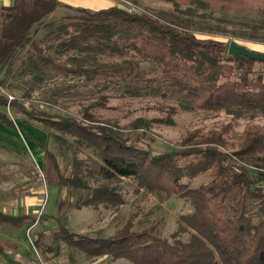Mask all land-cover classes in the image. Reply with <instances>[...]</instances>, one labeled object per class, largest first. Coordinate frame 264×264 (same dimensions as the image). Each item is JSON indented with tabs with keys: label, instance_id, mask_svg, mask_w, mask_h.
Here are the masks:
<instances>
[{
	"label": "trees",
	"instance_id": "16d2710c",
	"mask_svg": "<svg viewBox=\"0 0 264 264\" xmlns=\"http://www.w3.org/2000/svg\"><path fill=\"white\" fill-rule=\"evenodd\" d=\"M128 1L168 9L91 11L57 0H12L11 6L0 7V123L14 129L7 109L20 110L25 123L36 124L48 141L60 143L58 153L71 165L63 173L47 141L41 148L43 177L60 193L56 214L0 213V226L19 233L40 228L34 243L45 257L50 245L43 232L50 227L52 244L77 251L91 263L109 257L129 264H264V125L258 126L264 119V71L255 69V64L264 68V62L229 56L228 46L211 38L264 45V0ZM191 21L220 33L193 31ZM145 64L153 67V77L146 78ZM75 79L80 82L68 84ZM59 80L64 86L59 83L44 94L50 106L72 100L71 92L81 98L82 88L94 95L92 103L79 105L80 118L69 114L67 105L63 116L51 114L48 107L22 106V100ZM106 92L160 97L174 100L181 112L247 122L241 133L227 123L222 132L192 135L176 150L154 155L136 145L148 130L143 119H136L125 134L117 123L95 118V109L108 108ZM169 110L176 113L175 107ZM226 138L238 150L223 152ZM83 153L94 158L80 160ZM121 179L133 180L153 197L190 205L192 212L180 218L171 240L163 236L161 221L141 229L129 221L108 237L66 228L68 211L118 209L123 201L113 184ZM0 259L20 264L1 246Z\"/></svg>",
	"mask_w": 264,
	"mask_h": 264
},
{
	"label": "rangeland",
	"instance_id": "374dc122",
	"mask_svg": "<svg viewBox=\"0 0 264 264\" xmlns=\"http://www.w3.org/2000/svg\"><path fill=\"white\" fill-rule=\"evenodd\" d=\"M61 4L70 6L73 8L88 9L96 11L104 9L108 6L110 0L102 2L95 0H60ZM107 1V2H106ZM117 7L130 11L140 13L142 11H153L166 10L168 9L165 5H158L149 3L147 1L141 2V6H135L131 1L128 0H114ZM78 3L84 7H74L73 5ZM148 9V10H147ZM190 29L193 31L203 30L208 33H220L215 29L204 30L205 25L197 21L189 22ZM200 39L209 38L206 35H197ZM217 41L225 43L227 46L234 43L239 46L245 47L247 50L256 52L264 55V45L242 40L236 37H211ZM228 48V47H227ZM257 71H264V68L260 64H255ZM145 70L146 78L153 77V67L149 64L143 65ZM76 80V81H75ZM74 82L68 81V84H76L80 82L75 79ZM83 80V79H82ZM63 84L62 80H59L57 84L53 82L48 83L45 90L41 93L36 91L31 94V99L28 101L21 102L22 106L27 109H41L45 110L49 108L51 114L63 116L65 113L62 106L67 105V111L69 114L80 118V114H77L79 105H87L94 101L92 99L94 95L86 89L80 90L81 98H77L74 92H71L73 99L70 101H60L58 106H50L47 100H45L44 94H48L51 89L56 88ZM83 85L82 81L80 83ZM48 90V91H47ZM46 92V93H45ZM89 93V94H88ZM43 94V95H42ZM90 94L93 97H90ZM107 99V109L97 108L92 113L99 121H109L110 123H117L120 128L126 129L124 133L130 131L129 126L134 123L138 118L144 120L147 123V133L145 137H140L141 140L136 144L141 150H148L151 154L157 155L167 151H173L178 148V144L182 143L192 135L197 134H208L222 132L221 127L227 123H230L235 133H241L246 122L245 120H233L229 116L222 115L220 117H207L201 113L181 112L177 108V103L173 100H166L165 102L160 97H145V98H134L129 95L120 96L119 93L106 92L103 93ZM89 95V96H88ZM47 99V98H46ZM21 100V99H20ZM64 102L65 104H63ZM175 107L176 113L170 114V108ZM9 116L14 120L24 119V115L20 110L7 109ZM258 126L264 125V119L258 121ZM225 136H223L224 138ZM228 147L226 150H222L225 153L231 154L238 147L231 138H226ZM60 143L55 139L50 138L48 141V148L51 153L57 156L59 159L60 170L63 173H69L70 167L66 165V161L61 153H58V147ZM92 159L89 154H81L80 160ZM67 168V169H66ZM66 169V170H64ZM0 174L5 177L0 178V197L1 196H29L33 187L39 184L40 188L45 191V194L49 191L51 195V189L56 188L55 186H47L43 177V170L39 171L36 166L28 160H19L15 158H8L6 155L0 153ZM91 187H97L96 183H91ZM116 188V192L121 196L122 205L116 210H101L100 212L80 209L71 210L65 214L64 225L66 228L74 233L80 235H95L99 234L104 237L112 236L119 230L125 227L130 221L135 229L144 228L156 221H161L163 224V236L167 240H171V236L177 233L180 225V218L187 216L192 212L190 205L177 198L170 199H159L148 194L143 189L138 188L133 180L121 179L113 184ZM66 191L62 192L64 197ZM60 195V193H59ZM72 201V199H71ZM64 205V203H63ZM40 215V212H39ZM38 217V216H37ZM44 243L50 245V250L47 251L46 257L42 254L41 250L37 248L34 243L35 232L41 230L40 228L32 227L31 229H25L22 232L12 231L11 234L5 230H0L2 234V241L7 242V246L10 245L12 251L8 256L14 259L20 264H27L34 262L36 255L40 261L44 264H129L126 261L111 262L109 257L100 258L93 263L90 259L86 258L83 254L77 251L70 250L65 246L59 244H52L50 227L44 228ZM24 232V233H23ZM34 233V235H33ZM58 250V251H57ZM58 254H55V253ZM0 264H5L0 259Z\"/></svg>",
	"mask_w": 264,
	"mask_h": 264
},
{
	"label": "crops",
	"instance_id": "0c3cea01",
	"mask_svg": "<svg viewBox=\"0 0 264 264\" xmlns=\"http://www.w3.org/2000/svg\"><path fill=\"white\" fill-rule=\"evenodd\" d=\"M57 1L59 3L61 2L60 0ZM95 1L102 2L105 0ZM11 4L12 0L0 1V7H9ZM73 6L84 7L78 3ZM112 7H117L114 0H110V2H108V6L104 7V9ZM11 119L13 120L15 126L14 129L0 123V153L6 155L8 158L28 160L33 163L39 171H42L44 164V151L41 148L47 144L48 140L46 133L36 124L25 123L24 119L14 120L12 117ZM51 190V195L49 191L45 194V191L40 188L39 184H37L33 187L29 196H1L0 213L10 216H54L57 212L56 204L60 195L57 189L52 188ZM0 230H5L10 234L12 232L2 226H0ZM2 234L5 233L3 232ZM2 234L0 233V239H2V237H6ZM5 243L9 244L5 241L4 243L1 241L0 246L3 248V252L9 255L11 254L10 252L12 249L10 248V245L7 246Z\"/></svg>",
	"mask_w": 264,
	"mask_h": 264
},
{
	"label": "water",
	"instance_id": "95a60500",
	"mask_svg": "<svg viewBox=\"0 0 264 264\" xmlns=\"http://www.w3.org/2000/svg\"><path fill=\"white\" fill-rule=\"evenodd\" d=\"M227 53L229 56L234 58L242 56L248 60L264 62V55L249 51L245 47L236 45L234 43L229 44Z\"/></svg>",
	"mask_w": 264,
	"mask_h": 264
},
{
	"label": "built area",
	"instance_id": "2783aa9c",
	"mask_svg": "<svg viewBox=\"0 0 264 264\" xmlns=\"http://www.w3.org/2000/svg\"><path fill=\"white\" fill-rule=\"evenodd\" d=\"M0 1H1V0H0ZM8 100L11 101V100H13V98L10 97V96H8ZM36 259H37V260H35L34 262L27 263V264H44L42 261L39 260V258L37 257V255H36Z\"/></svg>",
	"mask_w": 264,
	"mask_h": 264
}]
</instances>
